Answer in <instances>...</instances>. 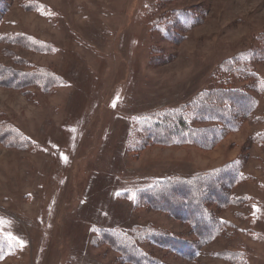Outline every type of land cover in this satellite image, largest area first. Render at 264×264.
Segmentation results:
<instances>
[{
  "label": "rangeland",
  "instance_id": "1",
  "mask_svg": "<svg viewBox=\"0 0 264 264\" xmlns=\"http://www.w3.org/2000/svg\"><path fill=\"white\" fill-rule=\"evenodd\" d=\"M44 72L55 79L26 78ZM260 85L264 0H0V264H139L113 231L153 264H264ZM217 91L234 125L215 141L137 131L138 118ZM229 164L239 178L207 193L167 205L142 194ZM193 195L210 216L205 242Z\"/></svg>",
  "mask_w": 264,
  "mask_h": 264
},
{
  "label": "trees",
  "instance_id": "2",
  "mask_svg": "<svg viewBox=\"0 0 264 264\" xmlns=\"http://www.w3.org/2000/svg\"><path fill=\"white\" fill-rule=\"evenodd\" d=\"M231 63L237 64L238 62L235 59V60H232ZM239 70H244V69L240 67ZM20 75L25 77L24 74H20ZM44 75H37V74L34 75L33 74L31 76H27L26 78H28L30 81H37L38 83H47L49 81L47 77H51L55 79V77L51 76L50 74L46 72H44ZM259 90L264 91V86L260 85ZM217 94H219L218 91H217ZM207 97L208 99L205 98L204 100H201L202 98L199 96L198 98H195L189 103L180 105L179 108L172 109L170 111L157 112L152 115H146V116L140 117L137 119V121L139 122L143 130L139 129L137 131L146 132L150 136H152L150 132L153 131L155 134H159V133L162 134L166 139L176 137L179 140L194 142V143L198 142L201 144H206L205 142H213L217 138L220 137L221 133L224 132L225 128L228 125L232 127L234 124L233 122L229 123L230 120H228V122L223 124V119L221 116L227 115V113L226 112L224 113L221 110V108L219 107L217 108L216 106L220 103L219 100H221L222 98L224 99L225 97L224 94H219L217 98H211L213 97L211 95H208ZM207 100L210 101V104H205L207 103ZM239 100H240V103H239L240 106H242L243 104L244 107H246V103L244 102L246 99H239ZM211 102H212L213 107L217 111L215 109L212 110V112L214 113L213 117H210L209 115L207 116L203 115L205 114V111H203L204 108L210 107L211 109ZM203 104H205L204 108L202 110H199L197 107L201 109V106ZM228 107L229 106H226L225 109H228ZM242 110H245V109L243 108ZM201 111H202V114H201ZM242 112L244 113V111ZM196 114L199 116H197ZM191 117L196 118V120L204 119L203 122L207 121L208 118H210V120L212 121V118H213L216 120L218 127L217 128L216 127L215 128L214 127L201 128V129L189 128L185 122H187L189 120L188 118H191ZM218 117H221V118H218ZM170 118H173L176 121H175V124H173V126H169L168 128L167 126H164V124L167 123ZM226 118L230 119L229 116ZM232 118L235 119L236 117L232 116ZM224 121L226 120L224 119ZM174 126H176L177 128H174ZM9 137H10V141L12 142L16 140L15 136H9ZM214 178H216L218 182L219 180H225V179H227V183L229 181L234 182V179L239 178L237 175V167L234 164H229L227 167H223L219 169L218 171H216L215 174L206 175L205 177L195 176L189 179H183L179 177H175L174 179L173 178L161 179L159 181L154 182V184L151 185L149 189L142 191V194L145 195V192H146L147 195H149L150 205H153L154 204L153 201L155 200V198L152 196L157 197L158 191H162L163 198H164V201L162 202L167 205L168 197H166V195H169V194L172 195L173 193H176V196H179L181 198V197H185L183 192L186 189L187 191L189 190V191L194 192V191H199V189L202 188L203 192L205 193L209 192L207 188L208 186L214 184ZM139 194L140 193L137 194V197ZM155 202L158 204L159 200ZM169 204L170 203L168 202V205ZM185 204L187 205L188 210H192L193 212L196 213L197 216H204L205 220L204 222H202L203 225L201 224H197V225H199V227L202 229L200 231V235L205 237L204 240L202 239V242H205L206 240H210L212 237V234H211V227L209 228V226H211V222L209 221L210 220L209 213L204 210V207L202 205L200 204L198 205L197 197H195L194 195L192 199L190 200L186 199ZM159 208H162V207H159ZM208 223L210 224L209 226L207 225ZM113 233L116 234V237H120L123 239L121 241V244L124 247V252H125L124 256H127L130 259L135 258L136 262L139 264H153L151 258H148L145 254H143L135 246L134 243H132L128 239H124L121 235H119L115 231H113ZM8 247L10 248V244L8 240H6L3 237H0V250L2 248L3 250H5Z\"/></svg>",
  "mask_w": 264,
  "mask_h": 264
},
{
  "label": "snow or ice",
  "instance_id": "3",
  "mask_svg": "<svg viewBox=\"0 0 264 264\" xmlns=\"http://www.w3.org/2000/svg\"><path fill=\"white\" fill-rule=\"evenodd\" d=\"M64 159H65V161H66L67 158L64 157ZM9 239L14 240V241H17L20 245L23 244V242H22V241H19L18 238H16V237H11V236H10Z\"/></svg>",
  "mask_w": 264,
  "mask_h": 264
}]
</instances>
